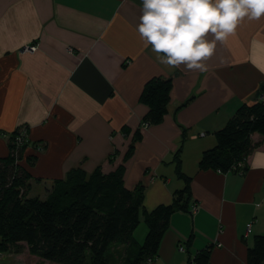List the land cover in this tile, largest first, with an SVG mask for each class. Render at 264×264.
I'll list each match as a JSON object with an SVG mask.
<instances>
[{
  "label": "crops",
  "instance_id": "0c3cea01",
  "mask_svg": "<svg viewBox=\"0 0 264 264\" xmlns=\"http://www.w3.org/2000/svg\"><path fill=\"white\" fill-rule=\"evenodd\" d=\"M141 9L142 0H0V156L8 153V134L25 127L27 139L42 145H27L20 159L31 175L28 193L38 196L75 165L108 171L131 139L121 126L135 129L146 111L138 100L144 82L169 77L168 111L142 128L124 161V184L143 185L144 209L171 202L183 186L171 162L181 144L197 207L170 215L149 264H188L205 246L208 264H247V247L264 235V136L251 135L258 145L243 173L198 169L197 161L214 145L213 132L264 82V17L245 18L217 43L202 73L157 62L136 30ZM30 43L36 49L23 51Z\"/></svg>",
  "mask_w": 264,
  "mask_h": 264
},
{
  "label": "trees",
  "instance_id": "16d2710c",
  "mask_svg": "<svg viewBox=\"0 0 264 264\" xmlns=\"http://www.w3.org/2000/svg\"><path fill=\"white\" fill-rule=\"evenodd\" d=\"M171 78L152 76L140 91L138 100L146 106L138 126L131 130L122 125L120 132L131 135L123 161L103 171L97 165L86 171L80 165L69 168L62 177L54 178L44 196L29 194L31 175L20 164L27 145L42 149L38 142H17L19 127L8 134V153L0 156V252H22L24 249L40 259L59 264H145L158 249L160 239L175 211L192 214L197 205L192 197L190 176L181 167L182 145L174 151L171 162L183 186L172 193L169 203L143 208V185L132 188L124 184V161L134 152L142 128L162 121L168 111ZM264 136V82L257 96L242 102L213 134V146L202 150L198 169L243 173L246 158L258 145L253 133ZM186 130L183 128L182 139ZM115 152L110 153L112 160ZM35 155L26 157L33 163ZM143 219L147 231L138 242L133 231ZM122 245V249L114 247ZM209 246L198 250L188 264H208ZM264 261V235L257 234L247 247V264Z\"/></svg>",
  "mask_w": 264,
  "mask_h": 264
},
{
  "label": "clouds",
  "instance_id": "9594fccd",
  "mask_svg": "<svg viewBox=\"0 0 264 264\" xmlns=\"http://www.w3.org/2000/svg\"><path fill=\"white\" fill-rule=\"evenodd\" d=\"M262 17L264 0H142L136 30L158 63L206 73L217 43Z\"/></svg>",
  "mask_w": 264,
  "mask_h": 264
},
{
  "label": "rangeland",
  "instance_id": "374dc122",
  "mask_svg": "<svg viewBox=\"0 0 264 264\" xmlns=\"http://www.w3.org/2000/svg\"><path fill=\"white\" fill-rule=\"evenodd\" d=\"M23 131V134L26 136V129L25 127L19 128ZM40 150V149H36ZM37 152V151H36ZM76 166V165H75ZM147 231V226L144 223L143 219L140 218V222L137 224L133 231V236L137 239L138 242H142L145 234ZM19 261V262H18ZM59 264V263H52L51 261H45L43 259H39L38 257L29 254L27 250H23L20 254H13L9 252H0V264Z\"/></svg>",
  "mask_w": 264,
  "mask_h": 264
},
{
  "label": "built area",
  "instance_id": "2783aa9c",
  "mask_svg": "<svg viewBox=\"0 0 264 264\" xmlns=\"http://www.w3.org/2000/svg\"><path fill=\"white\" fill-rule=\"evenodd\" d=\"M36 49V44H32V43H30V44H26V45H24V46H22V50L23 51H29V52H33L34 50ZM19 131V133L17 134V136H16V140H17V142H21L22 141V139L23 138H25L24 136V134H23V131L22 130H18ZM201 134H203V133H201ZM196 207H197V205H193L192 207H191V212L193 213L195 210H196ZM182 247L180 246V249H181ZM145 264H149V259L146 261V263Z\"/></svg>",
  "mask_w": 264,
  "mask_h": 264
},
{
  "label": "bare ground",
  "instance_id": "6f19581e",
  "mask_svg": "<svg viewBox=\"0 0 264 264\" xmlns=\"http://www.w3.org/2000/svg\"><path fill=\"white\" fill-rule=\"evenodd\" d=\"M151 259H149V262H150Z\"/></svg>",
  "mask_w": 264,
  "mask_h": 264
}]
</instances>
